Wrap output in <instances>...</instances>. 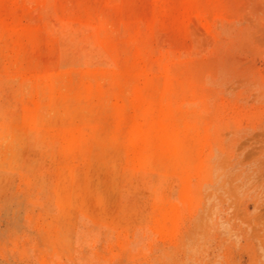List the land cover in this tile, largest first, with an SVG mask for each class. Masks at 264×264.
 Wrapping results in <instances>:
<instances>
[{"label":"rangeland","instance_id":"rangeland-1","mask_svg":"<svg viewBox=\"0 0 264 264\" xmlns=\"http://www.w3.org/2000/svg\"><path fill=\"white\" fill-rule=\"evenodd\" d=\"M0 264H264V0H0Z\"/></svg>","mask_w":264,"mask_h":264}]
</instances>
